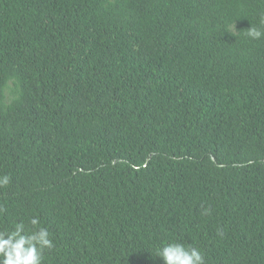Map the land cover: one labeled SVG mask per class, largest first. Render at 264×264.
<instances>
[{
  "label": "trees",
  "instance_id": "1",
  "mask_svg": "<svg viewBox=\"0 0 264 264\" xmlns=\"http://www.w3.org/2000/svg\"><path fill=\"white\" fill-rule=\"evenodd\" d=\"M264 0H0V231L42 264H264ZM209 209L208 214L204 209Z\"/></svg>",
  "mask_w": 264,
  "mask_h": 264
},
{
  "label": "clouds",
  "instance_id": "2",
  "mask_svg": "<svg viewBox=\"0 0 264 264\" xmlns=\"http://www.w3.org/2000/svg\"><path fill=\"white\" fill-rule=\"evenodd\" d=\"M259 26L250 25L245 36L259 41L264 38V12L260 13ZM10 183L7 174L0 175V187ZM2 211V209H0ZM205 208L204 213L208 214ZM28 225L20 221L12 229L0 231V264H42L45 250L54 247L49 231L41 227L37 215L28 218ZM155 255L162 258L164 264H205V258L198 247L185 246L178 242L163 243L155 250Z\"/></svg>",
  "mask_w": 264,
  "mask_h": 264
}]
</instances>
